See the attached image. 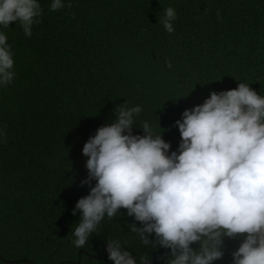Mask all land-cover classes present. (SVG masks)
Wrapping results in <instances>:
<instances>
[{
    "label": "trees",
    "instance_id": "obj_1",
    "mask_svg": "<svg viewBox=\"0 0 264 264\" xmlns=\"http://www.w3.org/2000/svg\"><path fill=\"white\" fill-rule=\"evenodd\" d=\"M38 2L31 37L19 22L0 25L16 74L0 85V264H114L109 240L137 264H168L171 249L144 245L126 209L75 246L73 210L90 194L83 147L118 106L141 108L134 135L147 121L178 151L176 121L213 91L246 83L264 96V0H62L57 11ZM168 7L172 33L160 23ZM242 239L225 237L213 264H233Z\"/></svg>",
    "mask_w": 264,
    "mask_h": 264
},
{
    "label": "clouds",
    "instance_id": "obj_2",
    "mask_svg": "<svg viewBox=\"0 0 264 264\" xmlns=\"http://www.w3.org/2000/svg\"><path fill=\"white\" fill-rule=\"evenodd\" d=\"M63 7L62 0H53L50 11ZM42 14L38 0H0V25L19 22L28 37ZM175 19L168 7L160 19L168 33ZM15 75L11 45L0 33V85L11 84ZM115 112L116 121L100 127L83 147L88 179L82 183L90 185V194L73 210L82 213L73 232L75 246L84 248L106 216L126 209L143 225L130 229L144 245L171 249L168 264H213L224 256L225 237L243 238L233 264H264V96L246 83L213 91L176 121L178 151H170V143L147 121L140 125L144 135L133 134L139 106H118ZM122 249L118 240H109V259L137 264ZM140 259L150 264L148 256Z\"/></svg>",
    "mask_w": 264,
    "mask_h": 264
}]
</instances>
